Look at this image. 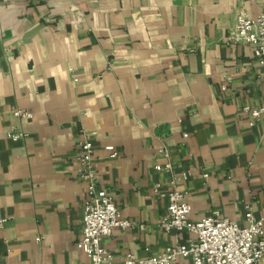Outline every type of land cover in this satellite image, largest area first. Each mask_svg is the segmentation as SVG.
Wrapping results in <instances>:
<instances>
[{"label":"crops","instance_id":"obj_1","mask_svg":"<svg viewBox=\"0 0 264 264\" xmlns=\"http://www.w3.org/2000/svg\"><path fill=\"white\" fill-rule=\"evenodd\" d=\"M241 13L264 0H0V264L89 262L76 245L85 140L134 223L103 239L117 258L195 237L161 225L172 188L193 219L260 215L264 114L250 125L244 107L264 106V78L253 46L230 37Z\"/></svg>","mask_w":264,"mask_h":264},{"label":"built area","instance_id":"obj_2","mask_svg":"<svg viewBox=\"0 0 264 264\" xmlns=\"http://www.w3.org/2000/svg\"><path fill=\"white\" fill-rule=\"evenodd\" d=\"M230 37L253 46L262 66L260 75L264 78V13L256 17L239 14ZM244 111L251 117L250 125H254L264 114V106L246 105ZM15 114L32 116L25 109H17ZM12 135L19 137L21 133ZM108 148L113 149L112 146ZM161 152L170 156L167 147ZM77 158L80 165L77 175L87 184L82 233L76 241L77 247L89 257V262L82 264H175L180 258H189V264H264V204L260 215H256L254 207L248 204L244 222L231 219L219 210L200 219H193V207L187 200V193L179 188H172L166 193L169 212L161 225L167 231H190L195 237L184 243L169 245L160 253L148 257L128 253L117 258L104 245L103 239L112 234L116 227L127 229L134 223L123 215L114 194L99 184L95 148L91 140L80 143ZM165 167H172L170 160ZM157 168L162 169L163 166L157 165ZM160 187L161 184L158 183L156 190ZM140 226L142 229L146 228L145 224Z\"/></svg>","mask_w":264,"mask_h":264}]
</instances>
